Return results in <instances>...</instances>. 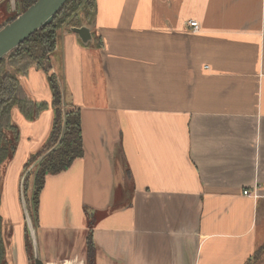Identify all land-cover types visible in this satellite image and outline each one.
Segmentation results:
<instances>
[{
  "label": "crops",
  "instance_id": "1",
  "mask_svg": "<svg viewBox=\"0 0 264 264\" xmlns=\"http://www.w3.org/2000/svg\"><path fill=\"white\" fill-rule=\"evenodd\" d=\"M3 4L4 21L14 9ZM96 4L92 39L66 27L51 56L68 105L80 109L84 154L46 176L34 225L40 258L252 264L264 251V0ZM47 78L36 66L21 77L48 107L34 120L14 109L9 182L55 145ZM23 214L5 211L15 223L8 264H32Z\"/></svg>",
  "mask_w": 264,
  "mask_h": 264
},
{
  "label": "trees",
  "instance_id": "2",
  "mask_svg": "<svg viewBox=\"0 0 264 264\" xmlns=\"http://www.w3.org/2000/svg\"><path fill=\"white\" fill-rule=\"evenodd\" d=\"M35 1L16 0L15 16H11L1 22L0 29L24 12ZM18 7L20 12L17 11ZM96 7V0H68L49 25L32 34L0 61V165L6 163L15 155L19 142L20 130L13 118L14 109L17 108L28 120H34L48 107L46 101L37 102L28 97L21 82V77L27 75L32 66H36L48 74L53 91L52 104L55 109V122L51 134V142L56 146L35 165L33 194L32 198L27 200L34 225L36 224L40 192L44 187L46 176L64 171L76 158L84 154L80 109L68 105L69 108L75 109L71 111L65 106L63 108L65 110L63 112L65 117L63 127L57 123L61 114L62 98L57 93L55 82L57 76L52 72L51 56L56 50L61 28L65 24H67L65 25L67 27L81 26L80 24H71L69 20L74 18L75 13L77 15L81 11L84 13L83 18L88 21L89 11L93 12V17H95ZM63 105H65V102ZM57 126L59 135L55 136ZM40 156L39 153L37 157L32 159L36 162ZM32 159L26 165V170ZM29 174L30 172L26 176L25 181L28 179ZM1 221L0 215V226ZM26 233L27 248L31 260H33V245L27 226ZM5 254L6 245L0 229V264H8Z\"/></svg>",
  "mask_w": 264,
  "mask_h": 264
},
{
  "label": "water",
  "instance_id": "3",
  "mask_svg": "<svg viewBox=\"0 0 264 264\" xmlns=\"http://www.w3.org/2000/svg\"><path fill=\"white\" fill-rule=\"evenodd\" d=\"M12 1V7L16 11V0ZM68 0H36L24 12L20 13L12 21L5 24L0 29V61L6 57L12 50L17 48L21 43L28 39L32 34L41 28L49 25L57 12L64 6ZM93 26L83 23L81 26H73L71 30L77 33L84 43H88L92 39ZM56 145L47 152L43 153L38 160L30 168L26 170L21 181V202L25 213L27 229L33 245V256L35 264H45L39 256L36 229L31 217L28 204L24 194L25 178L30 170L46 154H48Z\"/></svg>",
  "mask_w": 264,
  "mask_h": 264
},
{
  "label": "rangeland",
  "instance_id": "4",
  "mask_svg": "<svg viewBox=\"0 0 264 264\" xmlns=\"http://www.w3.org/2000/svg\"><path fill=\"white\" fill-rule=\"evenodd\" d=\"M2 3H4L3 6L6 5V7L8 8V12H12V6H11L12 1L11 0H5V1H2L1 4ZM1 4H0V6H2ZM81 8H84V7H81ZM17 11L20 12L19 7H18ZM15 14H16V12L14 11L13 13L6 14L4 16H5V18H9L11 16H15ZM83 16H84V13L80 11L79 14H77V15L75 13L73 16L74 18L72 20H69V21L71 24H76V25H79V24L81 25L83 23H88V24L93 23V21H94L93 12L89 11V16H88L89 20L88 21H86V19H84ZM2 21H3V19L0 18V23ZM65 25H67V24H65ZM65 25L61 28L60 31H63V29L67 27ZM57 75L58 74H56V76ZM59 76L60 77H57L55 82H56L57 93L60 94L62 101H61V114H60V118H58L57 123H59L58 124L59 126L63 127V124H64L63 121L65 119L64 113H63V112H65V110H63V108L65 106L67 108L68 103H67V96H65L66 87H65L62 76L60 74H59ZM47 79H48L47 82L50 85V90L52 91L50 80H49V78H47ZM52 94H53V91H52ZM65 97H66V99H65ZM64 102H65V105H63ZM69 109H71V108H69ZM74 110L75 109H73V108L71 109V111H74ZM58 135L59 134H58V126H57L55 136H58ZM38 154H33L30 157V159L27 161V163L25 164V167L28 164V162L32 158L37 157ZM13 157L11 159H9L6 163H3L0 165V215L2 218L0 229H1L2 238L4 239V242L6 245V250H7V247H9L11 245L12 238L14 235L13 232L15 230V223H13L12 218H9L8 216L5 215L6 209H9V210L11 208L18 209L19 212H22V219H24V214H23L22 205H21L22 204V202H21V181H22V176L26 172V168L24 167V169H22V170L19 169L17 171H14L12 174V180H14V179H16V180L9 182L8 178H7V169H9V167L13 161ZM34 163H35V161L32 159L28 168H30L32 165H34ZM34 171H35V166H33V168L30 170V174L28 176V179L25 181V184H24L26 201L30 200L32 198L33 183H34ZM8 183H10V188H9V186L6 187V184H8ZM14 201H15V203H14ZM7 213H9V212H7ZM26 236H27V233H26ZM5 256H6V259L8 261L7 252H6ZM31 263L35 264L34 259L31 260ZM252 264H264V251L261 252V254L260 253L258 254V257L255 259L254 262H252Z\"/></svg>",
  "mask_w": 264,
  "mask_h": 264
},
{
  "label": "built area",
  "instance_id": "5",
  "mask_svg": "<svg viewBox=\"0 0 264 264\" xmlns=\"http://www.w3.org/2000/svg\"><path fill=\"white\" fill-rule=\"evenodd\" d=\"M189 24L191 25V27H192V29H193L194 31H198V30L200 29L199 23H198V21H196V20H190V21H189ZM244 193H245V194H249V191L246 190V191H244Z\"/></svg>",
  "mask_w": 264,
  "mask_h": 264
}]
</instances>
